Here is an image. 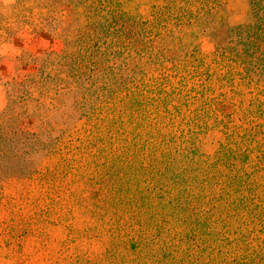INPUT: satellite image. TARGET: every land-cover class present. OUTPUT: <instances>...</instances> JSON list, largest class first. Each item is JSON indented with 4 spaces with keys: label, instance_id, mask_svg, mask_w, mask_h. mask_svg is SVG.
I'll return each mask as SVG.
<instances>
[{
    "label": "rangeland",
    "instance_id": "374dc122",
    "mask_svg": "<svg viewBox=\"0 0 264 264\" xmlns=\"http://www.w3.org/2000/svg\"><path fill=\"white\" fill-rule=\"evenodd\" d=\"M263 21L0 0V264H264V68L223 53Z\"/></svg>",
    "mask_w": 264,
    "mask_h": 264
},
{
    "label": "trees",
    "instance_id": "16d2710c",
    "mask_svg": "<svg viewBox=\"0 0 264 264\" xmlns=\"http://www.w3.org/2000/svg\"><path fill=\"white\" fill-rule=\"evenodd\" d=\"M254 2V7L255 9H260L264 10V0H252ZM262 3V6L260 4ZM117 15V12L114 13V16ZM257 28L260 27V25L263 26L264 28V21L257 24ZM251 25H244L242 28H238L236 31V35L238 36L239 41L237 42L238 44L241 45V50L238 51V49H235L231 46L230 50L232 51H223L224 54L231 56V61L234 63L237 62V64L247 67V72H248V66L250 68H256V65H259L264 68V60L260 61L258 60V57L260 54L264 57V29H260L261 36H257L256 33L253 34L251 31ZM223 29H217L214 35L219 36L221 40H224L223 38ZM225 33V30H224ZM253 35V36H252ZM233 41V40H232ZM219 43H222V41H219ZM237 52V53H233ZM228 60V58H227ZM249 254L252 256L251 259H254V257H258V259H263L264 260V249L255 251H250Z\"/></svg>",
    "mask_w": 264,
    "mask_h": 264
}]
</instances>
